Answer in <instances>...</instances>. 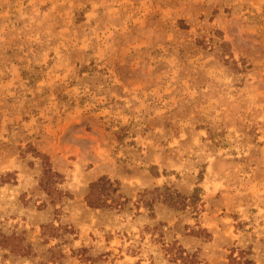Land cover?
<instances>
[{"label": "rangeland", "instance_id": "374dc122", "mask_svg": "<svg viewBox=\"0 0 264 264\" xmlns=\"http://www.w3.org/2000/svg\"><path fill=\"white\" fill-rule=\"evenodd\" d=\"M0 264H264V0H0Z\"/></svg>", "mask_w": 264, "mask_h": 264}, {"label": "trees", "instance_id": "16d2710c", "mask_svg": "<svg viewBox=\"0 0 264 264\" xmlns=\"http://www.w3.org/2000/svg\"><path fill=\"white\" fill-rule=\"evenodd\" d=\"M34 156L38 159L41 158L43 165V177L41 178L42 187L46 190L50 191V194L53 193L51 190L52 185L57 182L56 177L62 178L63 176L54 172L50 166V163L46 161V157H43L42 154L35 152ZM3 178V177H2ZM91 192L87 197V204L90 207L94 208H106V207H121L123 205L120 200V195L115 196L118 192V185L116 186L114 182H112L107 177H102L98 181L92 183L90 185ZM53 189V187H52ZM168 191V199L171 200L173 198V194L175 196H179L178 193L172 192L171 189L166 188ZM195 198V195L193 196ZM166 198V199H167ZM182 208H185L187 205L183 203Z\"/></svg>", "mask_w": 264, "mask_h": 264}, {"label": "crops", "instance_id": "0c3cea01", "mask_svg": "<svg viewBox=\"0 0 264 264\" xmlns=\"http://www.w3.org/2000/svg\"><path fill=\"white\" fill-rule=\"evenodd\" d=\"M157 176H158V174H156ZM102 177H107V176H102ZM102 177H100V178H102ZM100 178H98L96 181H98ZM107 178H109L112 182H114L115 183V185L117 186V184H118V192L116 193V197L118 196V195H120V199H122L123 197H124V199H125V196H124V194L122 193H120L121 192V184L119 183V182H117L116 180H112L110 177H107ZM96 181H94V182H96ZM94 182H92V183H94ZM92 183H90V185L92 184ZM90 185H89V191H88V194L86 195V199H85V201H86V203H87V197L90 195V192H91V188H90ZM70 197V196H69ZM88 205V204H87ZM89 206V205H88ZM106 208H108V207H106Z\"/></svg>", "mask_w": 264, "mask_h": 264}]
</instances>
